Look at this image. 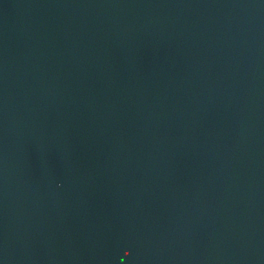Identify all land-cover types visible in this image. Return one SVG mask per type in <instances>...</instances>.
<instances>
[{"label": "water", "instance_id": "95a60500", "mask_svg": "<svg viewBox=\"0 0 264 264\" xmlns=\"http://www.w3.org/2000/svg\"><path fill=\"white\" fill-rule=\"evenodd\" d=\"M0 264H264V0H0Z\"/></svg>", "mask_w": 264, "mask_h": 264}]
</instances>
